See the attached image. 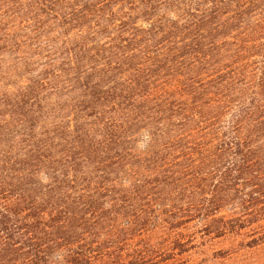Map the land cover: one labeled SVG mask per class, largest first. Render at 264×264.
I'll use <instances>...</instances> for the list:
<instances>
[{
  "label": "trees",
  "instance_id": "1",
  "mask_svg": "<svg viewBox=\"0 0 264 264\" xmlns=\"http://www.w3.org/2000/svg\"><path fill=\"white\" fill-rule=\"evenodd\" d=\"M262 245L264 0H0V264Z\"/></svg>",
  "mask_w": 264,
  "mask_h": 264
},
{
  "label": "rangeland",
  "instance_id": "2",
  "mask_svg": "<svg viewBox=\"0 0 264 264\" xmlns=\"http://www.w3.org/2000/svg\"><path fill=\"white\" fill-rule=\"evenodd\" d=\"M235 247V241L230 239H218L212 244L207 245L203 251L192 252V257L195 260H200L204 257H211L214 250ZM225 260L216 258L214 261H209L207 264H264V245L252 249H240L238 251H228Z\"/></svg>",
  "mask_w": 264,
  "mask_h": 264
}]
</instances>
